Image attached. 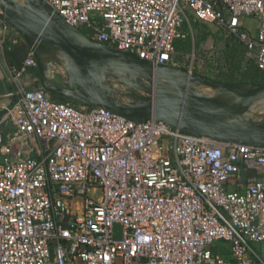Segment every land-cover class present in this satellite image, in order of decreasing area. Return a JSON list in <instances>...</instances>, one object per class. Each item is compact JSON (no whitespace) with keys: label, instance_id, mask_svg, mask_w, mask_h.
I'll list each match as a JSON object with an SVG mask.
<instances>
[{"label":"built area","instance_id":"2783aa9c","mask_svg":"<svg viewBox=\"0 0 264 264\" xmlns=\"http://www.w3.org/2000/svg\"><path fill=\"white\" fill-rule=\"evenodd\" d=\"M45 1L92 40L155 68L175 65V40L203 21L236 37L264 70V0ZM29 66H38L32 50L12 77ZM3 118L15 122L19 149L0 152V264L263 261L252 245L264 243V181L250 178L244 190L229 181L263 171L264 146L133 122L39 88L23 89ZM220 240L231 242L232 259L214 250Z\"/></svg>","mask_w":264,"mask_h":264},{"label":"water","instance_id":"95a60500","mask_svg":"<svg viewBox=\"0 0 264 264\" xmlns=\"http://www.w3.org/2000/svg\"><path fill=\"white\" fill-rule=\"evenodd\" d=\"M25 2H27L28 7L23 6L16 0H0V17L25 37L37 59L39 70L40 60L34 48L35 43L55 44L68 62L66 88L59 87L52 80H48L46 81L48 83H43L42 86L34 88L42 89L48 94L75 102L78 105L106 108L114 114L133 122L139 123L155 118L172 126L180 127L189 133L205 136L217 142L264 146V125L259 124L244 130L233 131L221 122L203 117L197 110L194 111L188 108L185 105L186 95L182 90L184 87L179 80L177 91H174L177 92V99L175 100H173L174 93L166 90L161 92L162 98L159 97L158 93L154 97L138 95L135 103L122 104L102 95L94 81L89 85L87 74L94 59L111 58L113 60L119 59L125 67H129L143 75L150 84L155 80H160L161 75H166L168 80H177L171 76L173 70L192 76V80L204 81L219 86L242 83L249 85L252 90L261 89V91H264V84L226 83L213 78L191 75L186 69L179 70L171 66L169 68H166L167 66L155 68L152 63L140 58L136 53L94 41L78 28L77 30L87 37L89 41L85 44L75 42L68 37L64 30L62 20L66 23L68 22L45 0H25ZM166 69H169V71L166 72ZM153 89L151 87V89H146V91L154 95ZM206 104L215 107L209 100L206 101ZM249 105L237 111L230 108H217L223 114L237 116L243 114L249 108ZM114 227L115 229H121L120 224H115ZM116 238L121 237L118 235Z\"/></svg>","mask_w":264,"mask_h":264},{"label":"rangeland","instance_id":"374dc122","mask_svg":"<svg viewBox=\"0 0 264 264\" xmlns=\"http://www.w3.org/2000/svg\"><path fill=\"white\" fill-rule=\"evenodd\" d=\"M19 3L23 4V6L28 7L27 2L25 0H21ZM29 10V9H28ZM30 12V10H29ZM62 24L64 27V30L66 34L70 35V28L67 26L66 22L62 20ZM214 29L216 31H219L222 35L224 34L221 29L216 27L215 25ZM225 35V34H224ZM223 35V36H224ZM43 48H37V54L40 55L42 63L45 67V75L49 79L51 73H57L55 74V78L58 75L62 78V80L66 81L67 77V67H65V62H64V56L62 53L57 49V47L52 43L49 45L47 44H42ZM35 47V46H34ZM223 47V42H215L213 38H210L206 44L200 47V49H197L195 53L189 54L185 56L184 61L176 60L174 59L175 65H170L173 68H178L179 70L185 69L191 74V75H199L202 77H207V78H213L215 77V69L214 65L216 64L217 59L220 57V52ZM112 62V63H111ZM115 60L111 58H100V59H94L91 64V68H89L88 74H87V81L89 82V85L92 84L94 81L98 90L100 93L104 96H107L113 101H116L118 103L122 104H133L136 102V98L138 95H144V96H156L158 93L159 97H163L161 92L171 91L173 94V99H177V84L178 80H168L166 75H161L160 80H155L153 81L152 84L149 83V81L140 73L133 71L131 68L126 69V76L123 73V66H116ZM98 64V65H97ZM106 64L112 65L114 68H118L117 70L120 71V73L124 75L125 81L121 82L117 75L114 74L109 68L106 66ZM110 66V67H112ZM185 67V68H184ZM166 68H169L167 66ZM61 69L64 70L63 73ZM66 71V72H65ZM99 73H98V72ZM169 69H166V72H168ZM197 71V72H195ZM65 78V79H64ZM127 78V79H126ZM164 78V79H163ZM60 81V82H61ZM171 81V82H169ZM126 83V84H124ZM169 85V86H168ZM154 88V95L150 94L146 91V89H151ZM183 92L185 93V90L182 89ZM156 92V93H155ZM193 94L189 96H185L187 99H190L192 101L196 100H206V96H211L212 93L209 92H202L200 95H195L194 92ZM213 95V94H212ZM214 102H212L214 105H217L218 103L216 101H221L219 97L215 96ZM198 103V102H197ZM243 104L235 103L234 107H231L230 109L233 110H241L245 108L246 105L241 106ZM208 113L210 112L211 115L209 116H218V121L223 122L220 120V117L222 116L225 118L226 122L228 124L227 127L230 130L236 131V130H244L249 127L255 126V125H264V110L258 111L256 115H251L250 116H245L248 111H250L253 108V105L249 106V110L247 109L243 114L237 115L234 117V115H227L223 114L221 110H217V107H224V106H211L208 105ZM252 107V108H251ZM256 107V106H255ZM217 108V109H216ZM214 111V112H213ZM218 112V113H217ZM220 112V113H219ZM219 114V115H218ZM221 115V116H220ZM243 115V116H241ZM220 116V117H219ZM241 116V117H240ZM243 117V118H242ZM231 119L233 121H231ZM236 121V122H235ZM234 122V123H233ZM242 122V124H241ZM236 125V126H235ZM251 125V126H250ZM231 126V127H230ZM235 128V129H234ZM94 195L98 196L99 192L98 191H91ZM80 200L78 199L76 201V204L74 205V208L77 209L79 206Z\"/></svg>","mask_w":264,"mask_h":264},{"label":"trees","instance_id":"16d2710c","mask_svg":"<svg viewBox=\"0 0 264 264\" xmlns=\"http://www.w3.org/2000/svg\"><path fill=\"white\" fill-rule=\"evenodd\" d=\"M194 36H188L186 38H179L175 40V54L173 58L176 60L184 61L185 56L194 53L206 42L213 38L215 42H223V47L220 52V57L217 59L216 64L213 66L216 70L215 80L234 83V82H246L254 84H264V70L259 68L255 59L248 54L246 46L240 42L236 37L232 35H222L219 31L214 29V24L203 21H192ZM187 24L184 28H187ZM79 30L87 36L92 35V31L82 26ZM31 48L26 41L11 44V50L8 51L9 62L17 66H21L22 62L26 59ZM185 68V67H184ZM33 72H36L38 66L31 68ZM187 69V68H185ZM197 72V71H195ZM50 98L55 101H66L63 98H59L50 94ZM75 105V102H73ZM245 176H242L245 180L248 179L253 172L251 170H244ZM235 184L239 187L242 184V180L233 177L229 184ZM214 250L220 253L226 259H232L231 255V242L226 240L217 241L214 244ZM256 264H263L262 261L257 260Z\"/></svg>","mask_w":264,"mask_h":264},{"label":"crops","instance_id":"0c3cea01","mask_svg":"<svg viewBox=\"0 0 264 264\" xmlns=\"http://www.w3.org/2000/svg\"><path fill=\"white\" fill-rule=\"evenodd\" d=\"M186 29V28H184ZM26 41L25 37L12 25L5 22L0 17V129H1V142H0V152L3 145L9 144L12 149L11 156H16L18 154L19 143L12 141V136L16 131V124L12 119H4L3 114L6 111L7 107H10L21 95L23 89L27 88H34L40 87L43 83H48L41 75L39 68L36 72H33L31 69L33 66L26 67L24 70L21 71V74L14 79L12 76L15 75L13 69H21L24 65V61L22 65L19 67L16 64L12 65L9 62V55L8 51L11 50V44H16ZM27 42V41H26ZM28 43V42H27ZM216 72V70H215ZM55 74L51 73L49 81H53L59 87L66 88V81L62 80L61 77L58 75L55 78ZM214 79V78H213ZM61 81V82H60ZM80 106V105H79ZM83 106V105H82ZM86 106V105H84ZM90 107V106H88ZM34 150L30 153L32 156L37 157V145L33 144ZM253 172L248 179H244L242 176L245 174L242 173L239 176H234L242 180V184L239 186L241 190L246 188V184L250 178L257 177L264 181V170L259 172ZM231 189H238L235 184H230ZM253 248L258 254L260 255L261 259L263 260L262 263L264 264V243H253ZM232 255V253H231ZM256 264V263H255Z\"/></svg>","mask_w":264,"mask_h":264},{"label":"bare ground","instance_id":"6f19581e","mask_svg":"<svg viewBox=\"0 0 264 264\" xmlns=\"http://www.w3.org/2000/svg\"><path fill=\"white\" fill-rule=\"evenodd\" d=\"M16 1L20 2L21 0H16ZM66 24L71 29L70 30V35H68V34L67 35L73 41L78 42V43H83V44H85V43H87L89 41L87 39V37H85L83 34H81L77 30L76 27H74L73 25H70L68 23H66ZM34 46H35L34 48H35L36 52L38 50L37 48H43V45L41 43H35ZM62 55L64 56L63 53H62ZM38 56H39V60H40V73L44 77V79L46 81H48L49 79L46 77L45 71H44L45 67H44V65L42 63V60H41V57H40L39 54H38ZM64 62H65L64 63L65 67H67L68 66V62H67V59H66L65 56H64ZM114 64L116 66H121V67L123 66V73H124L125 77H127L126 74H125V72H126L125 66L121 63V61L119 59H116ZM106 66L109 68V70H111L114 74L117 75L118 79L121 82L125 81L123 73L121 74L120 71L117 70L118 68H114L110 64H106ZM110 66H112V67H110ZM61 70L62 71H60V72L63 73L64 70L63 69H61ZM171 76L173 78H175V79L180 81V84H182V86L184 87V90H185L184 94L186 95V97L191 95V94H193L192 92H194L196 96L200 95L202 92H209V93L213 94V95L211 94V96H208V97L206 96V98H207L206 100H201L200 99V100L192 101V100L187 99L185 97V105L188 108H190L191 110H194V111L197 110L199 112V114H201L203 117H206L208 119H212V120H215L217 122H218V119H219L218 116L217 117L216 116H209L211 114H210V112L208 113V109H207L208 108L207 107L208 104H206L207 100H209L211 103L214 102V100L216 99L215 96L219 97L220 99H222L221 101H216L218 104L215 105V107L216 106H224L223 108H231V107L235 106L236 102L239 103V104H243L241 106L248 105V104H250L249 106L253 105V108L251 107L252 109L250 111H248L247 114H245V116H250L251 117V115H256L258 113V111L264 110V91H261V89L252 90V88L249 87V85L242 84V83L233 84V85H229V86H219V85L207 83V82H204V81L192 80V78H191L192 76L185 75L183 72L177 71V70H173L171 72ZM169 82H171V81H169ZM124 84H126V83H124ZM173 100H175V99H173ZM241 116H243V115H241ZM220 120L223 121L221 123L224 124L227 127L226 124H228V123L226 122L225 118H223L221 116ZM231 121H233V120L231 119ZM241 124H242V122H241ZM237 131H239V130H237Z\"/></svg>","mask_w":264,"mask_h":264}]
</instances>
